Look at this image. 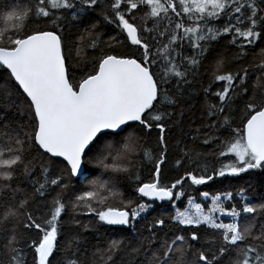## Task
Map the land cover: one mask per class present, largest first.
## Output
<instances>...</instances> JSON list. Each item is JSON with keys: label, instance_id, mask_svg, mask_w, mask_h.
Wrapping results in <instances>:
<instances>
[{"label": "snow or ice", "instance_id": "6c2138e0", "mask_svg": "<svg viewBox=\"0 0 264 264\" xmlns=\"http://www.w3.org/2000/svg\"><path fill=\"white\" fill-rule=\"evenodd\" d=\"M97 9L123 39L103 40L90 22L70 44L65 20ZM221 39L237 63L259 51L235 71L215 60L203 131L191 137L211 151L184 146L169 160L167 134L184 115L174 110ZM0 69L15 89L0 88V103L26 120L0 116V264H113L124 248L129 264H264V203L243 188L201 191L203 202L189 190L264 174V0H27L0 12ZM153 134L155 150L146 147ZM169 164L177 175L162 180ZM164 202L174 214L155 217L136 245L82 250L92 221L134 229Z\"/></svg>", "mask_w": 264, "mask_h": 264}, {"label": "trees", "instance_id": "16d2710c", "mask_svg": "<svg viewBox=\"0 0 264 264\" xmlns=\"http://www.w3.org/2000/svg\"><path fill=\"white\" fill-rule=\"evenodd\" d=\"M103 2V0H102ZM27 0H0V12L11 10L13 7H22L25 6ZM90 22H98L99 28L98 31L101 34V38L105 41L109 39L111 36H117L119 39H123V36L119 34V30L116 29L113 25H109L102 21V17L99 15V9L92 12L87 19L73 20L69 17L64 22V35L67 37L68 42L74 43L78 41V37L83 33V30L86 26L89 25ZM127 41L124 42L123 45L119 47V50L127 51ZM91 49H88V52L91 53ZM259 46L251 50L249 55L243 62L237 63L234 61V57L236 55V49L229 45L227 39H221L219 42H216L212 45L207 59L204 60L197 77L193 80L192 85L188 89V93L186 94L185 101L182 102L180 109L174 110L179 114V111L182 110L184 115L180 118L178 123L170 125L171 131L167 134V142H168V157L169 160H174L180 151L181 147L187 146L188 148H195L199 152L208 153L211 151L210 145H203L199 139L193 141L192 136L196 135V128H202V119L203 116V103L205 101V95L203 89L207 87L210 82L211 72L214 67L215 60L217 58H222L227 62V67L229 70L235 71L238 70L242 64H247L253 62V55L258 53ZM258 60V56H257ZM77 75H79V70L77 71ZM250 79H254L250 77ZM214 88L219 87V83L213 85ZM0 88H13L10 81H8V73L0 69ZM207 99L215 102V98L209 96ZM7 115V118L10 120L17 121L21 124L26 123L25 118L17 112V110L11 105H4L0 103V116ZM176 120V116L173 118ZM146 147H149L153 150L157 148V142L155 138V134L152 137L146 138ZM210 165L216 164L217 162L212 158L208 157ZM90 167H92L90 165ZM101 169H97V175H100ZM177 175V170L173 169L171 164L167 169H164V175L162 176V180L166 177L167 181H171ZM142 176L147 179L149 177L148 166H145L142 169ZM94 178V177H93ZM75 183V181H73ZM123 183V191L127 196L132 199H136L137 196L134 193L129 182L124 181ZM21 186L27 188L31 191V187L25 181H21ZM240 188L245 189L246 195L249 200L253 203L260 204L264 203V174L260 173L257 170L254 173H245L240 177H227V178H219L214 182H209L207 185L199 186V188L195 190H191L192 195L196 197L197 202H203L200 197L201 191H208L209 193H216L222 190H238ZM72 194L69 193V197ZM210 203L206 202L205 206ZM186 204V199L179 202L178 206L183 208ZM237 205H239V200H237ZM174 214V210L170 207L168 203H157L155 206V210L152 211L147 218L140 222L136 228L134 229H124L122 227H114V226H106L102 224H95L92 221L94 227H92L89 231H82V250L88 249L89 254L91 251L95 249V247L104 248L109 241L123 240L125 245H136L139 240L148 235L146 231V226L152 222V220L157 216H163L166 221L167 217ZM82 222L88 223L91 218L87 216L78 217ZM225 222H229L230 218H224ZM261 222H264V218H258L256 223L257 226ZM169 230H175V226L169 223ZM69 232L74 231V229H68ZM140 261H143V257L138 258ZM134 258L128 255V248H124L121 252H119L114 258L113 264H129V261H133Z\"/></svg>", "mask_w": 264, "mask_h": 264}, {"label": "water", "instance_id": "95a60500", "mask_svg": "<svg viewBox=\"0 0 264 264\" xmlns=\"http://www.w3.org/2000/svg\"><path fill=\"white\" fill-rule=\"evenodd\" d=\"M165 203H167V202H165ZM114 227H122V226H114Z\"/></svg>", "mask_w": 264, "mask_h": 264}]
</instances>
